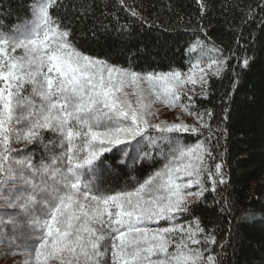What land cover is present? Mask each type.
Instances as JSON below:
<instances>
[{"label": "snow or ice", "instance_id": "1", "mask_svg": "<svg viewBox=\"0 0 264 264\" xmlns=\"http://www.w3.org/2000/svg\"><path fill=\"white\" fill-rule=\"evenodd\" d=\"M63 8L64 0H33L30 19L11 34L0 31V243L24 254L23 264H216L207 248L215 237L198 220L193 227L177 219L221 165L209 168L214 157L205 141L186 145L172 135L200 132L194 125L148 117L158 101L196 115L210 131L205 114L193 113L181 94L206 84L214 65L218 75L223 61L197 63L187 74L140 73L80 50L59 16ZM46 131L53 135L47 143ZM21 141L42 145L40 158L34 149L17 154ZM152 149L162 167L131 186L107 183L120 167L152 166Z\"/></svg>", "mask_w": 264, "mask_h": 264}, {"label": "trees", "instance_id": "2", "mask_svg": "<svg viewBox=\"0 0 264 264\" xmlns=\"http://www.w3.org/2000/svg\"><path fill=\"white\" fill-rule=\"evenodd\" d=\"M32 3L0 0V31L11 34L30 19ZM64 4L59 16L70 24L76 46L86 54L140 73L187 74L197 63L207 68L214 59L223 61L218 75L213 74L214 65L206 84L195 85V91L186 85L181 94L182 103L191 98L193 113L205 114L210 131L201 127L196 115L176 107L184 123L200 132L172 135L186 145L205 141L214 157L209 168L215 172V165H221L220 176L205 175L207 191L190 197L191 211L177 223L195 227L198 220L205 233L215 237V244L207 248L216 264H264V0H64ZM157 111L151 107L149 121L166 114ZM43 137L47 143L53 135L46 131ZM13 147L17 154L34 149L37 160L43 153V146L35 143L21 141ZM152 156V166L120 167L105 180L113 188L143 180L165 162L158 149H152ZM212 179L217 180L215 191ZM191 190L199 191V186ZM25 259L14 246L0 243V264H23Z\"/></svg>", "mask_w": 264, "mask_h": 264}, {"label": "rangeland", "instance_id": "3", "mask_svg": "<svg viewBox=\"0 0 264 264\" xmlns=\"http://www.w3.org/2000/svg\"><path fill=\"white\" fill-rule=\"evenodd\" d=\"M127 90H131V89H127ZM152 107H157V109H158L157 112H159V110H165V112H166V114H161V115L157 114L156 115L158 118H160V120H158L157 122H154L155 121L154 119H156V117L153 116L152 117V121H150V123H152V124H158V123H161V122H166L168 124H172V123H177L178 124V123H181V122L184 123V121H186L185 117L182 114V112L181 111L179 112L176 108L170 109V108H168L167 106H165L164 104H162V103H160L158 101L153 103ZM187 122L190 123L191 121L189 120Z\"/></svg>", "mask_w": 264, "mask_h": 264}]
</instances>
